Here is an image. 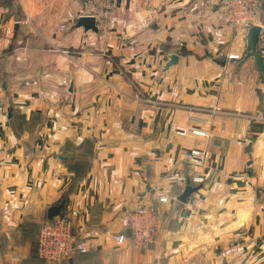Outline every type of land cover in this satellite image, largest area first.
I'll return each instance as SVG.
<instances>
[{
  "label": "crops",
  "instance_id": "1",
  "mask_svg": "<svg viewBox=\"0 0 264 264\" xmlns=\"http://www.w3.org/2000/svg\"><path fill=\"white\" fill-rule=\"evenodd\" d=\"M225 2L0 0V264H264V73ZM191 147L206 178L180 202L168 175ZM142 195L156 243L116 244L105 231ZM58 204L89 248L47 263L36 236Z\"/></svg>",
  "mask_w": 264,
  "mask_h": 264
},
{
  "label": "built area",
  "instance_id": "2",
  "mask_svg": "<svg viewBox=\"0 0 264 264\" xmlns=\"http://www.w3.org/2000/svg\"><path fill=\"white\" fill-rule=\"evenodd\" d=\"M87 1L91 2L93 0ZM225 3L227 6L225 19L229 24L244 29L251 24L256 23L260 25L257 52L264 66V18L259 20L257 17L258 0H226ZM220 31L221 27H218L217 32L219 33ZM239 56V54H230L228 57L238 58ZM254 117L264 122V105L255 113ZM175 132L180 135H184L186 132L203 136L208 135V132L205 130L188 127H176ZM182 153L186 163L191 168L189 173L173 172L168 175V179L177 183L181 189L186 184L198 185L204 182L206 174L197 169L204 162V149L191 147L184 149ZM153 197L156 202H168L171 197L170 190H156ZM198 201L199 199L195 196L190 198V202L194 206L198 204ZM117 222L125 231L117 233L105 231V234L116 244L126 243L132 249H147L155 244L161 229L159 215L145 195H142L136 204L124 211L118 217ZM96 234L97 231L93 230L92 235ZM88 248L89 245L86 241L74 238L70 218L63 214L55 215L50 219H44L38 228L36 253L47 263L58 262L63 257L70 256L75 252H85Z\"/></svg>",
  "mask_w": 264,
  "mask_h": 264
},
{
  "label": "water",
  "instance_id": "3",
  "mask_svg": "<svg viewBox=\"0 0 264 264\" xmlns=\"http://www.w3.org/2000/svg\"><path fill=\"white\" fill-rule=\"evenodd\" d=\"M77 26H82L85 30H93L96 31L97 27L95 24V18L91 15H80L76 19ZM260 25L259 24H251L246 28L244 39H245V48H244V58H252L254 64L258 68L260 74L264 72V66L261 61L260 55L257 52V42L260 33ZM177 59V55L171 54L169 56V61L167 65L173 64ZM198 185H190L186 184L180 194L177 196V199L180 202H186L187 198L197 190ZM62 204L52 205L47 210V218L50 219L58 214L59 209Z\"/></svg>",
  "mask_w": 264,
  "mask_h": 264
},
{
  "label": "trees",
  "instance_id": "4",
  "mask_svg": "<svg viewBox=\"0 0 264 264\" xmlns=\"http://www.w3.org/2000/svg\"><path fill=\"white\" fill-rule=\"evenodd\" d=\"M85 252H86V251H85ZM85 252H75V253H81V254H82V253H85Z\"/></svg>",
  "mask_w": 264,
  "mask_h": 264
},
{
  "label": "rangeland",
  "instance_id": "5",
  "mask_svg": "<svg viewBox=\"0 0 264 264\" xmlns=\"http://www.w3.org/2000/svg\"><path fill=\"white\" fill-rule=\"evenodd\" d=\"M259 1V0H258Z\"/></svg>",
  "mask_w": 264,
  "mask_h": 264
}]
</instances>
